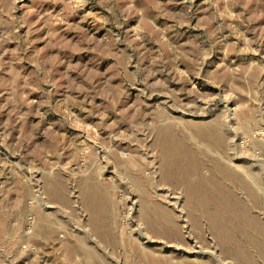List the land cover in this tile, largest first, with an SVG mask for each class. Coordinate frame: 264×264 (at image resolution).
<instances>
[{
  "label": "rangeland",
  "instance_id": "1",
  "mask_svg": "<svg viewBox=\"0 0 264 264\" xmlns=\"http://www.w3.org/2000/svg\"><path fill=\"white\" fill-rule=\"evenodd\" d=\"M0 264H264V0H0Z\"/></svg>",
  "mask_w": 264,
  "mask_h": 264
},
{
  "label": "bare ground",
  "instance_id": "2",
  "mask_svg": "<svg viewBox=\"0 0 264 264\" xmlns=\"http://www.w3.org/2000/svg\"><path fill=\"white\" fill-rule=\"evenodd\" d=\"M207 131H208V130H207ZM217 139H218V138H217ZM214 140H216L215 137H214ZM212 141H213V140H212ZM217 141H218V140H217ZM217 141H216V142H217ZM217 143H218V142H217ZM217 143H216V144H217ZM188 160H191L190 157L188 158ZM212 194H213V193H212ZM209 197H210V196H209ZM211 200H212V198H211ZM217 200H218V199H217ZM209 201H210V200H209ZM209 201H207V202H209ZM212 202H214V201H212ZM220 204H221V201H220ZM223 204H224V203H223ZM211 205H213V203H212ZM215 205H216V204H215ZM209 206H210V205H209ZM213 206H214V205H213ZM217 206H218V205H217ZM222 206H223V205H222ZM222 206H221V207H222ZM211 207H212V206H211ZM226 207H228V206L226 205ZM216 209H217V207H216ZM219 210H220V209H218V211H219ZM219 212H220V211H219ZM243 213H244V212H243ZM244 215H245V213H244ZM212 216H213V215H212ZM216 216L218 217L217 214H216ZM241 216H243V215L241 214ZM209 217H210V216H209ZM209 220H211V219L209 218ZM214 220H215V219H214ZM209 223H210V221H209ZM212 223H213V222H212ZM215 225H218V223L215 224ZM219 225H220V224H219ZM171 226H172V225H171ZM198 226H199V225H198ZM220 227H221V225H220ZM152 228H153V227H152ZM169 228H170V227H169ZM173 228H174V226L172 227V229H173ZM213 228H215L214 225H213L212 229H213ZM176 229H177V228H176ZM176 229H174V230H176ZM216 229H217V228H216ZM218 229H219V228H218ZM213 230H215V229H213ZM219 230H220V229H219ZM142 231H143V230L139 231V234H138V236H139V237H138V240L140 241L141 245L143 246V244H144L143 240H144V239H146V240L148 239V241H149L150 238H149L146 234L143 233V232H145V231H143V232H142ZM221 231H222V230H221ZM168 232H169V231H168ZM215 232H216V231H215ZM170 233H171V232H170ZM220 233H221V232H220ZM167 235H168V234H167ZM167 235H166V236H167ZM163 236H164V235H163ZM200 252H201V251H200Z\"/></svg>",
  "mask_w": 264,
  "mask_h": 264
}]
</instances>
